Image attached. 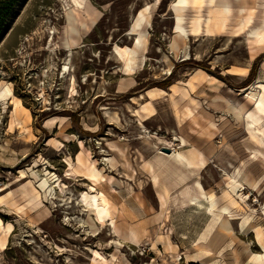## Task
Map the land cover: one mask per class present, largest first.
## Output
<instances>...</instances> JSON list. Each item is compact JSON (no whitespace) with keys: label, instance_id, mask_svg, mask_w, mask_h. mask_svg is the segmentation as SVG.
Wrapping results in <instances>:
<instances>
[{"label":"rangeland","instance_id":"374dc122","mask_svg":"<svg viewBox=\"0 0 264 264\" xmlns=\"http://www.w3.org/2000/svg\"><path fill=\"white\" fill-rule=\"evenodd\" d=\"M77 1L99 17L68 53L74 0H0V89L17 101L0 100V264H264V120L227 111L254 112L243 89L264 84V0L222 17L215 0ZM78 154L99 185L68 166ZM99 191L142 241L95 222L81 194Z\"/></svg>","mask_w":264,"mask_h":264},{"label":"bare ground","instance_id":"6f19581e","mask_svg":"<svg viewBox=\"0 0 264 264\" xmlns=\"http://www.w3.org/2000/svg\"><path fill=\"white\" fill-rule=\"evenodd\" d=\"M74 2H75L74 6L72 8H70L68 11H66V13L64 15L65 16V18H64L65 24H64V27L62 30L63 31V37L61 40L62 48L65 51H67L68 53H70L74 48H77L80 45V42L83 41L82 38L84 37L85 33L90 31L91 26H93L97 23V19L99 17L97 9L93 8L90 5L85 6V7H83V6L80 7V5H79L80 3H78L77 0H74ZM215 2H217V3L221 2L223 5V6L219 7L220 9L218 11L219 12L218 16L222 17L224 15V13L226 12V10H228V7H227L228 6V0H215ZM139 16H140V18L136 19V21H135V25H137V26L139 25V22H140L141 18L143 17V11H140ZM251 41L253 43H258V42L264 41V30L257 29L252 34ZM117 49H118L117 53H119L120 57L123 60H128V50H129L128 47L125 46V47H120ZM163 58H165V57H163ZM169 63H170V61H169ZM257 86L260 87V89H261V91H259V93H254V91L252 92V91L248 90V88L243 89L246 99L248 100V102H252V104L254 106V112L245 111L244 107L240 103L236 104V103L231 102L229 104V106L227 107V111L229 113L233 114L234 117H236L237 119H239L243 115V117H245L247 119L249 124L256 125V126H258V124L260 122H262V120H264V84H262L259 81ZM6 95L11 96L10 100H12L13 105H14V109H15L16 105H17V101H16V99H14V96L11 94V88L9 86H5L3 89H0V100L5 99ZM10 124H9V126H10ZM11 127L13 128V126H11ZM213 127H214V125H213ZM262 134H264V132H262ZM205 135H207V134H205ZM168 155H172L177 159H183L184 158V156L182 154H180L179 152H177L175 149H172ZM66 161H67L68 166L71 169H76V168H80V167L84 166V168H85V172L83 173L84 177L87 178L88 180H90L93 185H97V184L99 185L101 180H104L103 173H101V171L99 169H97V167L95 166V160L84 161L83 158H81L80 154H78L76 156L75 163H72L68 159ZM155 181L156 180H154V182ZM90 187H91V185H90ZM92 188H93V186H92ZM92 188H91V190H92ZM166 190L165 189L163 190L164 194H167ZM164 194L158 193L159 198L162 201L161 203H163V204L166 202ZM81 195H82L81 200L83 201L84 206L85 207L87 206L89 208V210L91 211V214L94 217L95 222L98 223L101 228L108 225V227H110V230H111L110 232L113 234V236L114 235L120 236L121 238H123L125 240V242L129 243V240H130L129 234L126 232V230L124 228L120 227L117 224V222L115 221V219L113 217H111V211L109 209V207H110L109 201L107 200L105 194L102 191H99V192L92 193V194L82 193ZM239 195L241 198H243L242 192H240ZM209 199H210V197H209ZM208 201H210V200H208ZM215 216H217V215H215ZM130 229H132V228H130ZM94 230L95 229H93V231ZM132 230H134V229H132ZM134 232H135V230H134ZM131 241H133V238ZM131 244L133 245V243H131ZM91 252L96 254L95 256L97 258H100L103 261L106 260L104 258V256L102 254H100L98 251H94L91 249ZM90 264H104V263L99 261V260H94Z\"/></svg>","mask_w":264,"mask_h":264},{"label":"crops","instance_id":"0c3cea01","mask_svg":"<svg viewBox=\"0 0 264 264\" xmlns=\"http://www.w3.org/2000/svg\"><path fill=\"white\" fill-rule=\"evenodd\" d=\"M184 7V6H183ZM172 18H173V24H172V26H174V24H175V16H172ZM183 21V20H182ZM175 32V31H174ZM231 70V68L229 67V68H227L226 69V71L229 73V71ZM221 89V88H220ZM162 90V89H161ZM149 91H146L144 94H145V98H149V96L147 95V93H148ZM217 92V91H216ZM191 94V93H190ZM190 94H189V96H190ZM186 98V97H185ZM199 167V166H198ZM132 213V212H131ZM143 235L142 234H140V232L139 231H137L136 233H129V238L132 240V238L133 239H135L136 241H138V239L139 240H141L142 241V239H143ZM130 240V241H131ZM147 245H149V243L147 242Z\"/></svg>","mask_w":264,"mask_h":264},{"label":"trees","instance_id":"16d2710c","mask_svg":"<svg viewBox=\"0 0 264 264\" xmlns=\"http://www.w3.org/2000/svg\"><path fill=\"white\" fill-rule=\"evenodd\" d=\"M170 83L168 82V81H166V80H163V81H161L160 82V84L158 85L159 87H166V86H168Z\"/></svg>","mask_w":264,"mask_h":264},{"label":"water","instance_id":"95a60500","mask_svg":"<svg viewBox=\"0 0 264 264\" xmlns=\"http://www.w3.org/2000/svg\"><path fill=\"white\" fill-rule=\"evenodd\" d=\"M168 151V150H167Z\"/></svg>","mask_w":264,"mask_h":264}]
</instances>
